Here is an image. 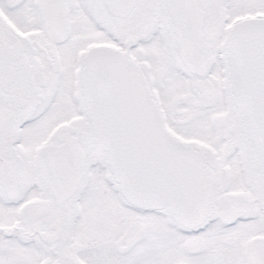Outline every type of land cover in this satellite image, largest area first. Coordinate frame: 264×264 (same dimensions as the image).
<instances>
[{
	"label": "snow or ice",
	"instance_id": "6c2138e0",
	"mask_svg": "<svg viewBox=\"0 0 264 264\" xmlns=\"http://www.w3.org/2000/svg\"><path fill=\"white\" fill-rule=\"evenodd\" d=\"M0 264H264V0H0Z\"/></svg>",
	"mask_w": 264,
	"mask_h": 264
}]
</instances>
